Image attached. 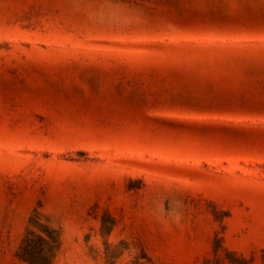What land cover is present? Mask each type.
I'll use <instances>...</instances> for the list:
<instances>
[{
    "label": "rangeland",
    "instance_id": "1",
    "mask_svg": "<svg viewBox=\"0 0 264 264\" xmlns=\"http://www.w3.org/2000/svg\"><path fill=\"white\" fill-rule=\"evenodd\" d=\"M0 264H264V0H0Z\"/></svg>",
    "mask_w": 264,
    "mask_h": 264
}]
</instances>
